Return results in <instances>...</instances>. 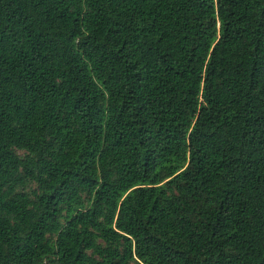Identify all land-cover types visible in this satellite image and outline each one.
I'll use <instances>...</instances> for the list:
<instances>
[{"label": "trees", "instance_id": "trees-1", "mask_svg": "<svg viewBox=\"0 0 264 264\" xmlns=\"http://www.w3.org/2000/svg\"><path fill=\"white\" fill-rule=\"evenodd\" d=\"M0 264H264V0H0Z\"/></svg>", "mask_w": 264, "mask_h": 264}, {"label": "rangeland", "instance_id": "rangeland-1", "mask_svg": "<svg viewBox=\"0 0 264 264\" xmlns=\"http://www.w3.org/2000/svg\"><path fill=\"white\" fill-rule=\"evenodd\" d=\"M29 188H30V186H29ZM29 188L27 189V191H29Z\"/></svg>", "mask_w": 264, "mask_h": 264}]
</instances>
